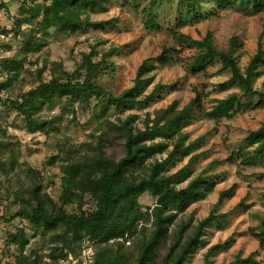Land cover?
<instances>
[{
    "label": "trees",
    "instance_id": "1",
    "mask_svg": "<svg viewBox=\"0 0 264 264\" xmlns=\"http://www.w3.org/2000/svg\"><path fill=\"white\" fill-rule=\"evenodd\" d=\"M27 1L42 4V9L37 11L31 6L25 8L26 2L18 3L19 14L12 17V36L21 37L24 26L29 30L19 49L0 63V71L5 74L0 93L12 92L13 97L3 104L21 112L28 126L56 140L55 153L42 166L56 169L60 183L56 199L37 177L12 189L9 178L16 171L18 158L11 154L0 159V179L6 182L1 191L17 208L11 219H18L20 225L27 223L6 232L2 254L9 255L12 247L17 251L7 264H70L71 258L76 264H189L207 246L209 228L222 230L234 214L248 206L241 201L229 212H219L235 193L236 185H232L220 191L208 215L195 226L191 225L192 218L178 223L193 205L206 200L217 185L214 176L201 169L206 154L200 150L205 140H190L184 126L196 121L198 114L218 122L247 111L264 113V91L256 88L264 76V50L259 45L243 65L244 43L238 37H231L227 49L221 50L211 32L194 39L179 29L187 18L193 23L208 19L204 6L210 5L213 11L224 10L238 2L247 5L253 14H262L264 0H178V24L171 33L177 47L194 51L187 65L188 73L207 76L215 67L229 71L230 77L215 89L219 93L231 88L236 91L214 100L209 109L203 92L196 91L182 107L174 100L165 108L140 115L132 111L148 109L167 89L155 82L157 70L176 63L177 50L165 48L160 55L144 59L132 85L118 95L113 92L116 67L112 58L119 48L99 51L91 47L81 54L71 72L61 62L46 61L31 72L28 58L41 53L51 41L59 37L69 39L91 29L105 30L112 21L104 23L90 18L92 13L103 11L108 0ZM163 1L166 0H150L143 9L146 30L161 29L154 9ZM0 8H4L3 3ZM32 79L27 90L26 82ZM45 104L57 106L60 116L75 114V108H91L87 123L95 122L93 131L81 143L59 140L61 117L43 120L34 112ZM245 142V147L234 151L225 162L239 161L244 167L264 168V120L246 136ZM179 165L182 166L173 171ZM143 195L152 199L151 206L141 204ZM126 234L132 237L130 246L118 241L110 243ZM249 234L257 242L262 260H257L258 253H254L246 258L236 256L227 264L264 262V216L256 227L249 229ZM36 239H40V245L29 249L31 240ZM227 244L228 241L209 247L204 264H214L212 258ZM87 249L91 250L89 257L84 254Z\"/></svg>",
    "mask_w": 264,
    "mask_h": 264
},
{
    "label": "rangeland",
    "instance_id": "2",
    "mask_svg": "<svg viewBox=\"0 0 264 264\" xmlns=\"http://www.w3.org/2000/svg\"><path fill=\"white\" fill-rule=\"evenodd\" d=\"M149 1L108 0L104 4L103 11L90 15L93 21L104 23L112 21V24L106 25L105 30L91 29L85 33H77L69 39L59 37L51 41L41 53L29 57L30 63L27 67L34 72L36 67H41L45 61L61 62L65 70L71 72L75 63L80 60L81 54L88 52L91 47L99 51L119 48V52L112 58L116 67L113 92L118 95L132 85L136 70L144 59L160 55L165 48H172L177 50L176 55L179 60L170 67L159 68L155 79V82L166 85L167 89L151 107L141 112L132 111V113H138L137 115L145 112L152 113L154 110L165 108L174 100L178 101L182 107L194 97L196 91L203 92L205 106L209 109L214 100L223 99L229 93L236 91L235 88H231L229 92L219 93L215 89L216 85L230 77L229 71H220L218 67H215L207 76H194L188 73L187 65L194 51L177 47L171 33L178 24L176 13L178 0L159 2L154 9V14L161 29L146 30L143 24V9L148 6ZM22 2H26L25 8L31 6L37 11L42 9V4H31L27 0H0V4L4 5V8H0V63L3 59L10 58L19 49L22 39L28 34L26 32L29 27L24 26L21 37L15 39L12 36L14 28L12 17L18 16V3ZM210 7V5L203 7V13L210 16L208 19L193 23L187 18L184 26L179 29L180 33L199 39L207 32H211L215 45L221 50L227 49L231 37H238L244 43L243 65L247 64L256 53L259 45L264 50V13L253 14L247 5L241 6L238 2L224 10L213 11ZM2 31L8 34H3ZM262 70L264 71V66ZM4 80L5 74L0 71V83ZM33 81L34 79L26 82L27 90ZM256 88L264 91V76L258 80ZM9 97H13L12 92L0 93V159L11 154L18 158L16 171L9 178L10 187L17 188L24 183L27 184L28 178L36 179L37 177L43 180L46 190L56 199L60 183L58 172L56 169H44L42 166L46 158L55 153L56 140L47 138L42 130L28 126L21 112L11 108L8 103L3 104V101ZM91 110L88 107L75 108V114L66 113L60 116L57 106L45 104L39 106L34 112L43 120L60 116L58 139L68 140L70 143H81L87 139L95 127V122L87 123L91 118ZM263 120V112L247 111L236 115L231 120L222 119L218 122L198 114L196 121L185 124L184 129L189 133L190 140L198 138L205 140L200 150L206 154L201 162V169L207 172L206 175L214 176L213 180L217 185L215 191L208 195L206 200L193 205L178 223L187 222L192 218L191 225L195 226L198 220L208 215L217 202L220 191L227 190L232 185H236L235 193L218 209L219 212H229L241 201L248 206L247 209L241 208V211L234 214L224 224L222 230L215 227L209 228L206 233L207 246L200 250L189 264H204L207 249L216 244L224 245L227 241L228 244L212 258L214 264H227L236 256L246 258L254 253H258V256H255L257 260H262L258 244L250 236L249 229L256 227L264 216V168L260 166L248 168L241 166L239 161L236 164H230L225 160L234 151L245 147L246 136L256 130ZM213 161H216L215 165L212 164ZM2 184L5 185L6 182L0 179V264H7L12 261V256L16 255L17 251L12 247L9 255L2 254L6 232L15 227H25L27 223L20 225L18 219H11L17 208L12 201L5 199L1 191ZM140 201L145 206H151L153 203L148 195H143ZM27 234L30 236L31 232L27 231ZM39 241L40 239L31 240L29 249L37 248L41 243ZM46 246L48 247V243ZM85 254L90 255L91 251L87 249ZM71 260L70 264H76L75 260L72 262Z\"/></svg>",
    "mask_w": 264,
    "mask_h": 264
},
{
    "label": "built area",
    "instance_id": "3",
    "mask_svg": "<svg viewBox=\"0 0 264 264\" xmlns=\"http://www.w3.org/2000/svg\"><path fill=\"white\" fill-rule=\"evenodd\" d=\"M141 225L142 224H140V226ZM131 239H132V237H130V236H128V234H126V235L123 236V238H120V239H117V240H111L110 243H114L115 241H118V242L124 243L126 246H130L131 245V241H132ZM88 250H90V249H88ZM86 251H84V254H85ZM86 257H89V255H86Z\"/></svg>",
    "mask_w": 264,
    "mask_h": 264
}]
</instances>
